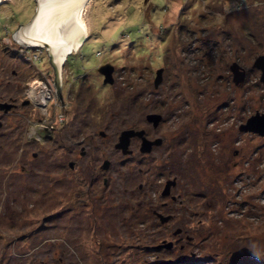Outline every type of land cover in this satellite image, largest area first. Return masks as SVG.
I'll return each instance as SVG.
<instances>
[{
	"label": "rangeland",
	"instance_id": "rangeland-1",
	"mask_svg": "<svg viewBox=\"0 0 264 264\" xmlns=\"http://www.w3.org/2000/svg\"><path fill=\"white\" fill-rule=\"evenodd\" d=\"M35 1L0 6V103L19 104L0 110V264H264V136L240 131L264 114V0L235 14L241 0H90L62 100L54 80L50 99L35 94L58 119L64 101L63 126L21 105L54 75L46 48L13 39ZM46 121L53 137L37 141ZM127 131L162 144L117 149Z\"/></svg>",
	"mask_w": 264,
	"mask_h": 264
},
{
	"label": "water",
	"instance_id": "water-1",
	"mask_svg": "<svg viewBox=\"0 0 264 264\" xmlns=\"http://www.w3.org/2000/svg\"><path fill=\"white\" fill-rule=\"evenodd\" d=\"M89 0H36V11L31 21L23 26L13 35V39L27 48L47 49L50 57V64L56 73L55 85L58 89V98L62 100L60 94L62 89V67L66 62L68 54L75 53L79 50L83 43L88 38V29L83 19V11ZM225 1V0H224ZM230 1V0H228ZM70 56V55H69ZM262 71L261 81L264 83V56L258 58L254 66ZM234 75L237 74L236 67L233 68ZM99 73L105 76V84H113L112 73L113 66L105 65L99 69ZM245 75V74H244ZM235 80V83L243 82ZM162 81L161 72L158 73L156 86ZM28 104L25 102L24 105ZM14 106L7 103H0V110L8 113ZM66 123L73 117L70 109L65 108ZM162 120L161 116L150 115L148 121L157 127ZM1 127V125H0ZM241 132H250L264 136V114L256 113L252 116L246 125L241 126ZM132 137H140L142 139L141 151L150 153L153 146L159 147L162 140L154 142L148 141L145 137V131L135 132L127 131L122 134L118 149H124V146L129 147ZM124 154L128 152L124 151ZM131 153V152H130ZM129 153V154H130ZM73 168V165H71ZM174 182H168L164 195H168L170 187ZM165 221V220H164ZM163 221V222H164ZM165 247H169L166 245Z\"/></svg>",
	"mask_w": 264,
	"mask_h": 264
},
{
	"label": "flooded vegetation",
	"instance_id": "flooded-vegetation-1",
	"mask_svg": "<svg viewBox=\"0 0 264 264\" xmlns=\"http://www.w3.org/2000/svg\"><path fill=\"white\" fill-rule=\"evenodd\" d=\"M223 1V0H222ZM239 1V0H238ZM242 1V2H241ZM238 4H237V7L236 8H232L233 9V12H232V14H235V11L236 12H239V11H243V10H245L247 7H248V5L250 6L251 4H249V0H241ZM224 2V5L226 4H229V1L228 0H225V1H223ZM219 4H220V1H219ZM233 6V5H232ZM235 7V6H234ZM68 59V58H67ZM66 62H67V60H66ZM66 62L64 63V65H63V68H62V82H61V85H62V88H64V86H65V78H64V68L66 67ZM234 65L238 68V70L240 71V70H244L245 71V69L244 68H242L241 66H239L238 64H236V63H234ZM234 68V67H233ZM255 69V68H254ZM53 73H54V75L52 76L53 78H51L52 80H54L55 82H56V73H55V70L53 69ZM99 73V72H98ZM39 80V79H38ZM57 92H58V89L55 91V94L57 95ZM60 94H61V92H60ZM54 99H55V97H54ZM25 102H28V104H26V105H24V103ZM61 102V101H60ZM64 101H62V103H60V105H61V111L63 112L62 114L65 116L66 115V111H65V105H64V103H63ZM10 105H13L14 107L8 112V113H11V111H17L18 110V108H19V104H18V102L17 101H13L12 103H9ZM21 105L22 106H26V107H33L34 105L32 104V102L30 101V100H27L26 99V97H25V100H23V102L21 103ZM39 121H42V119H39ZM66 121H65V119H64V122L63 123H60V125H62L63 126V124L65 123ZM1 124V123H0ZM55 128V127H54ZM54 128H53V130H54ZM53 130L52 131H50V130H48V129H46V130H44L42 133H41V137H39V139L40 140H42L43 138H48V137H53ZM148 134H147V132H145V136H146V139H148L149 141H152L151 139H149L148 138V136H147ZM37 141H38V139H36ZM136 141V142H140L141 143V145L140 146H142V139L141 138H139V137H135V138H132V140L131 141ZM152 142H154V141H152ZM140 148V147H139ZM154 148H157L156 146H153V148H152V151H151V153H153L154 151ZM85 151V150H84ZM140 151H141V148H140ZM142 152V151H141ZM150 153V154H151ZM149 154V155H150ZM36 155L37 154H34L33 156H34V158L36 157ZM86 155V152L85 153H82V155L81 156H85ZM133 155V152L131 151V153H130V156H132ZM37 158V157H36ZM72 164H74V165H76V163H74V162H71ZM23 170H25V168H23ZM73 170V169H72ZM105 186L107 185V180H105ZM176 185V184H175ZM175 185H173V186H175ZM172 186V187H173ZM169 195H170V193H169ZM168 196V195H167ZM173 201H177V199H176V197H173ZM165 207H167V211L165 212L166 214H168L167 216H164L163 214H161V213H159V212H155L154 213V217L155 218H158V219H160V221H164V222H167V223H170V222H172L173 220H174V215H172V213H170L171 212V210L172 209H169V207L167 206V204H165ZM170 210V211H169ZM164 222H162V224H164ZM176 235H182L183 234V231L181 230V229H178V231L175 233ZM168 249H172L173 247H174V245H173V243L171 242L170 244H168ZM163 247H165V245L163 246ZM163 247H159V250L160 249H162ZM158 249V248H157Z\"/></svg>",
	"mask_w": 264,
	"mask_h": 264
},
{
	"label": "built area",
	"instance_id": "built-area-1",
	"mask_svg": "<svg viewBox=\"0 0 264 264\" xmlns=\"http://www.w3.org/2000/svg\"><path fill=\"white\" fill-rule=\"evenodd\" d=\"M37 55V54H36ZM37 57V56H36ZM40 81V80H39ZM38 80L37 81H32V83L30 82L29 84V87L28 88H26L27 90V98H28V100H30L31 102H33L35 105H37L38 107L39 106H42V107H44V108H46V112H47V115H48V117H46L45 119L46 120H48L49 119V117H50V103L48 102V103H41L42 101H39L37 98H36V96H34V94L32 93V87H33V85H36V86H38V87H40L42 90H43V88L44 89H46L47 91H48V93H49V96L51 95L50 93H52V89L50 90V87H51V84H52V82H53V80L50 78V79H48V83H47V85H43V83L41 84L40 82H39ZM50 87H49V86ZM54 93H55V91H54ZM54 93H53V96H54ZM52 96V98H53V100H54V97ZM51 98V99H52ZM49 99H50V97H49ZM41 103V105H39ZM60 106L61 105H59V104H57V107H56V110L58 111V116H60V119H58V118H56V117H50V118H52L56 123H63L64 122V118L61 116V115H63L61 112H59V108H60ZM46 116V115H45ZM59 120L58 122L56 121V120ZM46 123V124H45ZM45 123H43V125L45 126V129L44 130H46V129H48V130H50V131H52L53 130V125L52 124H50V123H48V121H46ZM36 126V125H35ZM41 126H42V124H41ZM43 130V131H44ZM42 131V130H41ZM39 131L38 132H33V135H32V137H34V138H38L39 137Z\"/></svg>",
	"mask_w": 264,
	"mask_h": 264
},
{
	"label": "bare ground",
	"instance_id": "bare-ground-1",
	"mask_svg": "<svg viewBox=\"0 0 264 264\" xmlns=\"http://www.w3.org/2000/svg\"><path fill=\"white\" fill-rule=\"evenodd\" d=\"M90 1V0H89ZM89 1L87 2V4H86V6H85V8H84V11H83V19H84V13H85V11H87L86 10V8H87V5H88V3H89ZM3 2H5V0H0V6L3 4ZM87 19V18H86ZM84 21H85V19H84ZM87 21V20H86ZM86 21H85V23H86ZM87 26V25H86ZM87 29H88V27H87ZM89 32V31H88ZM87 40H88V38H87ZM86 42V40L84 41V43ZM83 43V44H84ZM82 47V46H81ZM81 47L79 48V50L81 49ZM79 50H78V52H79ZM75 53V50L73 49V53L72 54H74ZM72 54H68V56L69 55H72ZM68 56H67V58H68ZM66 58V59H67ZM63 68V67H62ZM44 88H43V90L40 88V87H38V86H34V88L32 89V93L34 94V96H35V94L38 92V91H43V93H45V95L43 94L42 96L44 97H47V99H49V93H48V91L46 92V90H45V92H44ZM47 95V96H46ZM41 97V96H40ZM43 97H41V98H43ZM45 100H43V102H44Z\"/></svg>",
	"mask_w": 264,
	"mask_h": 264
},
{
	"label": "trees",
	"instance_id": "trees-1",
	"mask_svg": "<svg viewBox=\"0 0 264 264\" xmlns=\"http://www.w3.org/2000/svg\"><path fill=\"white\" fill-rule=\"evenodd\" d=\"M39 137H41V136H39ZM39 137L38 138H36V139H39ZM40 140V139H39Z\"/></svg>",
	"mask_w": 264,
	"mask_h": 264
}]
</instances>
